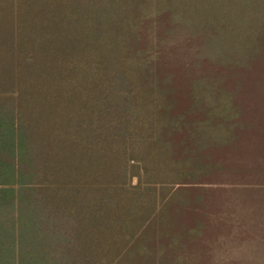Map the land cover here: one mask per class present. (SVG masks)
<instances>
[{
    "label": "trees",
    "instance_id": "1",
    "mask_svg": "<svg viewBox=\"0 0 264 264\" xmlns=\"http://www.w3.org/2000/svg\"><path fill=\"white\" fill-rule=\"evenodd\" d=\"M139 1L87 0L84 8H73L70 39L82 54L69 74L59 71L65 67L59 58L64 39L0 40V87L10 86L0 89V264H141L143 257L149 260L145 247L152 243L138 249L148 232L137 236L142 224L135 226L136 214L144 208L139 197L160 193L156 185L140 182L143 174L170 164L167 151L173 158L193 156L190 149L219 148L223 139L237 143L249 130L264 134V121L241 116L231 98L236 91L217 88L206 98L200 79H190L189 102L175 112L171 78L160 75L147 41L131 40L139 37L142 16L132 5ZM216 1L176 0V7L182 16L187 7L205 13L207 21L214 20L209 7L221 12L232 7L245 36L238 40L240 50L254 54L250 59L262 55L264 34L252 35L264 27V0H226L220 6ZM46 3L15 0L16 7ZM54 17L47 27L55 32L69 26L59 12ZM83 74L86 84L77 81ZM60 86L70 89L66 93ZM63 94L74 101L59 102ZM70 110L76 116L65 117ZM181 127L188 134L184 141L163 138ZM102 173L115 174L114 182H98ZM130 175L140 181L131 184ZM183 187L167 193L158 213L168 211ZM128 230L130 240L121 241Z\"/></svg>",
    "mask_w": 264,
    "mask_h": 264
},
{
    "label": "rangeland",
    "instance_id": "2",
    "mask_svg": "<svg viewBox=\"0 0 264 264\" xmlns=\"http://www.w3.org/2000/svg\"><path fill=\"white\" fill-rule=\"evenodd\" d=\"M141 1L132 4L142 18L139 37L131 40L147 41L149 55L158 62L160 75L171 78L175 112L188 104L189 92L193 90L189 87L192 78L200 79L206 85L203 88L206 98L217 88L236 91L231 98L240 108L241 116L253 119L255 123L264 121V53L250 59L254 54L240 50L238 40L245 36L241 34L240 24L232 19V7L228 6L222 12L209 7L207 12L214 20L207 21L203 18L205 13H191L188 7L187 14L180 15L176 0ZM221 2L228 4L226 0H217L213 4L220 6ZM67 3V0H47L46 7L55 10ZM83 5H89V2L77 0L76 3L74 0L75 9H82ZM262 34L264 27L261 25L252 37L261 38ZM68 41L64 40L59 50V58L65 66L60 65L59 71L66 74L71 72L70 65H76L82 54L78 52L75 40ZM67 55H71L73 62L64 60ZM243 55L248 56L243 58ZM84 77L83 74L77 81L86 84ZM8 88L7 85L0 87L2 90ZM58 89L65 91L69 86ZM61 98V103L74 101ZM228 98L231 100L230 96ZM85 101L89 103V97ZM106 104L97 106L108 108ZM74 113L70 110L62 115L68 118ZM182 129L184 127L170 129L172 133L163 138L184 141L188 134ZM240 140L234 143L223 139L219 148L216 144V148H207L203 152L190 149L193 156L173 158L167 151L165 157L170 164L151 167V173H144L141 181L137 175L128 177L131 184L139 181L153 184L160 192L158 198L154 193L157 191L138 196L140 201L143 200L144 208L136 214L135 226L142 224L137 236L148 229L138 249L152 243L145 247L151 253L149 260L143 257L141 264L156 263L158 259L154 254L158 255V252L162 254H159L158 264H264V134L253 129L246 131ZM111 149L116 151L115 143H111ZM182 149L177 146V150ZM167 172L170 174L164 175ZM110 174L102 173L103 178L98 182L113 183L116 177ZM179 186L184 187L175 193L168 211L158 213L170 196L167 193ZM127 239L128 235L121 241Z\"/></svg>",
    "mask_w": 264,
    "mask_h": 264
},
{
    "label": "crops",
    "instance_id": "3",
    "mask_svg": "<svg viewBox=\"0 0 264 264\" xmlns=\"http://www.w3.org/2000/svg\"><path fill=\"white\" fill-rule=\"evenodd\" d=\"M58 7L60 8V6L56 8ZM61 7L63 9H57V11L37 4L16 7L15 0H0V40H75L70 39L72 37V16H68L72 13L74 6L65 4ZM55 12L61 14L63 21L69 22L67 28L61 27L56 30L57 32L52 27H47V22L52 20L54 22ZM47 29L51 30L47 32ZM64 97L69 100L73 99L71 95ZM66 149L71 151V147Z\"/></svg>",
    "mask_w": 264,
    "mask_h": 264
}]
</instances>
